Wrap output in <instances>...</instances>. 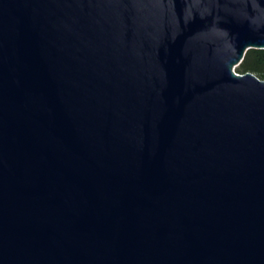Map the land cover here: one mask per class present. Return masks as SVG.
Segmentation results:
<instances>
[{
    "label": "water",
    "instance_id": "95a60500",
    "mask_svg": "<svg viewBox=\"0 0 264 264\" xmlns=\"http://www.w3.org/2000/svg\"><path fill=\"white\" fill-rule=\"evenodd\" d=\"M264 0H0V264H264Z\"/></svg>",
    "mask_w": 264,
    "mask_h": 264
},
{
    "label": "trees",
    "instance_id": "16d2710c",
    "mask_svg": "<svg viewBox=\"0 0 264 264\" xmlns=\"http://www.w3.org/2000/svg\"><path fill=\"white\" fill-rule=\"evenodd\" d=\"M236 70L240 73L250 70L259 78H264V48H249Z\"/></svg>",
    "mask_w": 264,
    "mask_h": 264
}]
</instances>
